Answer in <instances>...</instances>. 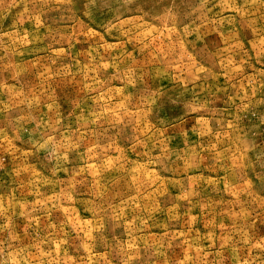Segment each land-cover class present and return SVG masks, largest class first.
<instances>
[{
    "label": "rangeland",
    "instance_id": "1",
    "mask_svg": "<svg viewBox=\"0 0 264 264\" xmlns=\"http://www.w3.org/2000/svg\"><path fill=\"white\" fill-rule=\"evenodd\" d=\"M0 264H264V0H0Z\"/></svg>",
    "mask_w": 264,
    "mask_h": 264
}]
</instances>
